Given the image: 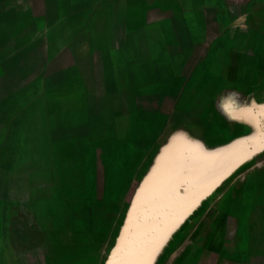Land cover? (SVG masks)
<instances>
[{"label":"rangeland","instance_id":"obj_1","mask_svg":"<svg viewBox=\"0 0 264 264\" xmlns=\"http://www.w3.org/2000/svg\"><path fill=\"white\" fill-rule=\"evenodd\" d=\"M186 2L0 0V135L10 142L0 151V264L144 255L150 222L134 242L127 204H113L125 157L110 135H179L184 87L198 98L211 80L264 70V0ZM259 191V250L247 249L245 224L247 264H264ZM138 210L140 200L128 213Z\"/></svg>","mask_w":264,"mask_h":264},{"label":"crops","instance_id":"obj_2","mask_svg":"<svg viewBox=\"0 0 264 264\" xmlns=\"http://www.w3.org/2000/svg\"><path fill=\"white\" fill-rule=\"evenodd\" d=\"M157 1L165 5L166 0ZM170 1L177 7L180 0ZM193 2L187 0L186 6ZM261 78L264 70L255 66L244 80L234 75L211 80L198 98L191 86L184 87L173 106L181 108L179 135H110L115 154L125 157L123 171L115 174L113 204H127L123 220L128 217L134 242L142 221L150 222L144 255L126 264H247L245 224L247 249L259 250L256 221L264 185ZM0 136V151L8 153L7 135ZM138 200L144 210L129 214L131 203ZM239 245L240 259L234 255Z\"/></svg>","mask_w":264,"mask_h":264},{"label":"clouds","instance_id":"obj_3","mask_svg":"<svg viewBox=\"0 0 264 264\" xmlns=\"http://www.w3.org/2000/svg\"><path fill=\"white\" fill-rule=\"evenodd\" d=\"M244 19H245V17L242 16V17H240V18L236 21V23L239 24V23H241Z\"/></svg>","mask_w":264,"mask_h":264},{"label":"water","instance_id":"obj_4","mask_svg":"<svg viewBox=\"0 0 264 264\" xmlns=\"http://www.w3.org/2000/svg\"><path fill=\"white\" fill-rule=\"evenodd\" d=\"M113 264V263H112Z\"/></svg>","mask_w":264,"mask_h":264}]
</instances>
